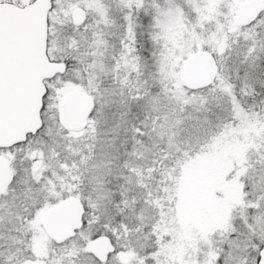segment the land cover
<instances>
[{
    "label": "snow or ice",
    "instance_id": "6c2138e0",
    "mask_svg": "<svg viewBox=\"0 0 264 264\" xmlns=\"http://www.w3.org/2000/svg\"><path fill=\"white\" fill-rule=\"evenodd\" d=\"M0 264H264V0H0Z\"/></svg>",
    "mask_w": 264,
    "mask_h": 264
}]
</instances>
